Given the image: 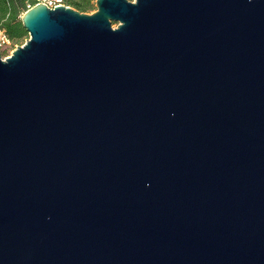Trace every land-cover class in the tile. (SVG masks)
<instances>
[{
	"label": "water",
	"instance_id": "95a60500",
	"mask_svg": "<svg viewBox=\"0 0 264 264\" xmlns=\"http://www.w3.org/2000/svg\"><path fill=\"white\" fill-rule=\"evenodd\" d=\"M96 2L0 53V264H264V0Z\"/></svg>",
	"mask_w": 264,
	"mask_h": 264
},
{
	"label": "trees",
	"instance_id": "16d2710c",
	"mask_svg": "<svg viewBox=\"0 0 264 264\" xmlns=\"http://www.w3.org/2000/svg\"><path fill=\"white\" fill-rule=\"evenodd\" d=\"M0 0V30H3L10 40H18L27 35V31L23 27L22 21L18 18L21 8L36 5V0ZM67 6L74 7L80 12H87L91 6L89 0L80 2L77 0H64ZM29 4V5H28Z\"/></svg>",
	"mask_w": 264,
	"mask_h": 264
},
{
	"label": "rangeland",
	"instance_id": "374dc122",
	"mask_svg": "<svg viewBox=\"0 0 264 264\" xmlns=\"http://www.w3.org/2000/svg\"><path fill=\"white\" fill-rule=\"evenodd\" d=\"M77 1L84 2V0H77ZM89 1H90L91 6L87 9V12H84L86 14L87 13L92 14V13H94L97 10V2H96V0H89ZM130 1H134V0H130ZM28 2L29 1L27 0L26 1V4ZM27 7L29 8V6H27ZM27 10H28L27 8H21L17 19H19L20 21H22L21 17L23 16V14ZM117 25H118L117 23H114L113 28H116ZM29 38H30V34L27 33V35L24 36L21 39H18V40H10V43L8 45H6L5 48H2L1 49L2 58L6 59L7 57L11 56L12 53H13V51H14V49L17 46H23L27 42V40Z\"/></svg>",
	"mask_w": 264,
	"mask_h": 264
},
{
	"label": "built area",
	"instance_id": "2783aa9c",
	"mask_svg": "<svg viewBox=\"0 0 264 264\" xmlns=\"http://www.w3.org/2000/svg\"><path fill=\"white\" fill-rule=\"evenodd\" d=\"M41 2L47 4L51 8H55L57 7V5H66V3H64V0H36V4ZM31 7L33 6L29 5V8ZM9 43H10L9 37L5 34L3 30H0V53H1V49L5 48L6 45H8Z\"/></svg>",
	"mask_w": 264,
	"mask_h": 264
}]
</instances>
